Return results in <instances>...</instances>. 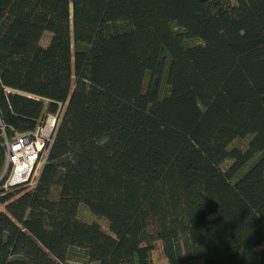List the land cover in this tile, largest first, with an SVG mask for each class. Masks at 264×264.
I'll return each mask as SVG.
<instances>
[{
    "label": "trees",
    "instance_id": "obj_1",
    "mask_svg": "<svg viewBox=\"0 0 264 264\" xmlns=\"http://www.w3.org/2000/svg\"><path fill=\"white\" fill-rule=\"evenodd\" d=\"M50 115L0 264H264V0H0V176Z\"/></svg>",
    "mask_w": 264,
    "mask_h": 264
},
{
    "label": "built area",
    "instance_id": "obj_2",
    "mask_svg": "<svg viewBox=\"0 0 264 264\" xmlns=\"http://www.w3.org/2000/svg\"><path fill=\"white\" fill-rule=\"evenodd\" d=\"M55 121L56 117L50 115L31 132L5 136V168L0 176L4 188L24 183L35 175L45 147L52 141Z\"/></svg>",
    "mask_w": 264,
    "mask_h": 264
},
{
    "label": "rangeland",
    "instance_id": "obj_3",
    "mask_svg": "<svg viewBox=\"0 0 264 264\" xmlns=\"http://www.w3.org/2000/svg\"><path fill=\"white\" fill-rule=\"evenodd\" d=\"M41 166H42V162H41V163L39 164V166L37 167V169H36V171H35V176L38 175V172H39ZM35 176H34V177H35ZM0 207H1V205H0ZM80 213H81L82 218H84V219H86V220H97V221L100 222L102 225H105V221H104L102 218L95 217V216L91 215V214H90L87 210H85V209H82Z\"/></svg>",
    "mask_w": 264,
    "mask_h": 264
},
{
    "label": "clouds",
    "instance_id": "obj_4",
    "mask_svg": "<svg viewBox=\"0 0 264 264\" xmlns=\"http://www.w3.org/2000/svg\"><path fill=\"white\" fill-rule=\"evenodd\" d=\"M107 141V137L104 138V140L100 141L101 144L105 143Z\"/></svg>",
    "mask_w": 264,
    "mask_h": 264
}]
</instances>
